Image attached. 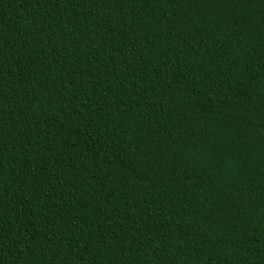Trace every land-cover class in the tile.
<instances>
[{
    "label": "trees",
    "instance_id": "obj_1",
    "mask_svg": "<svg viewBox=\"0 0 264 264\" xmlns=\"http://www.w3.org/2000/svg\"><path fill=\"white\" fill-rule=\"evenodd\" d=\"M0 264H264V0H0Z\"/></svg>",
    "mask_w": 264,
    "mask_h": 264
}]
</instances>
